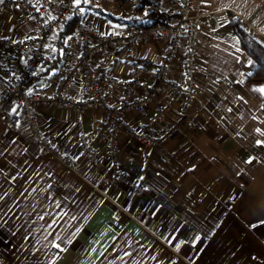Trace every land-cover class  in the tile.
<instances>
[{"label": "crops", "instance_id": "obj_1", "mask_svg": "<svg viewBox=\"0 0 264 264\" xmlns=\"http://www.w3.org/2000/svg\"><path fill=\"white\" fill-rule=\"evenodd\" d=\"M137 1L115 15L108 10L111 1L91 0L86 20L120 30L131 25L119 19L130 17ZM194 1V14L212 12L213 18L201 27L190 60L198 96L185 114L180 103L170 101L171 90L157 84L151 66L142 64L158 63L164 41L144 42L137 59L116 51L105 71L125 80L138 63L143 86L134 95L157 91L147 116L135 110L126 115L134 127L147 124L158 107L168 108L150 126L151 144L120 135L118 157L132 186L114 179L103 154L97 137L108 127L100 125L101 108L35 110L51 143L71 153L69 165L42 152L17 106L9 107L13 127L0 113V264H264V93L259 91L264 84L247 81L254 64L229 19L234 14L264 45V0ZM63 30L48 40L54 62L37 76L49 94L74 49L68 33L61 37ZM33 31L30 16L0 3V37L18 40ZM8 53L16 50L0 45V81L18 74ZM19 55L25 63L27 55ZM181 69L180 52L172 72L176 76ZM73 95H88L82 74L75 78ZM121 100L123 93L116 91L110 103ZM80 133L102 152L104 165L95 167L81 151Z\"/></svg>", "mask_w": 264, "mask_h": 264}, {"label": "built area", "instance_id": "obj_2", "mask_svg": "<svg viewBox=\"0 0 264 264\" xmlns=\"http://www.w3.org/2000/svg\"><path fill=\"white\" fill-rule=\"evenodd\" d=\"M133 1L135 0H116V3L121 11L126 12L127 6ZM88 3L81 0V4L76 6L74 0H3L5 10L21 9L30 16L34 20V31L18 40L0 37V45L16 50L8 62L18 69L15 77L0 81L3 85L0 92V113L8 126L13 127L14 121L9 107L17 106L29 126L31 135L39 142L42 152L53 154L69 165L72 161L71 153H62L51 143L39 125L35 110L52 106L72 109L93 106L101 108L104 111V120H101L100 125L105 124L108 129L99 131L98 141L114 170V179L130 187L133 182L118 157L120 135L124 133L139 143L151 144L155 138L151 134L150 126L160 122L168 108L167 105L158 107L149 117L147 124H143L140 129L134 127L128 122L126 115L135 110L140 116H147L148 105L154 100L157 91L148 89L140 96L134 95V91L143 86L140 79L142 66L138 63L134 64L131 75L125 80L105 71L116 51L131 59H137V49L144 42L164 41L165 46L159 55L158 63L151 65V62L146 60L142 64L151 66L157 84L171 90L170 101L180 103L181 113L185 114L187 107L198 96L194 83L196 69L190 60L197 53L196 43L201 27L205 21L212 20L213 14H194V0H155L153 10L170 11L174 15L168 24L150 27L127 25L120 30L109 31L104 30L97 22L86 20L85 7ZM70 22L72 31L69 38L74 49H70L67 54V61L55 92L49 94L41 89L37 76L43 68L51 66L54 62L48 52V40L57 29ZM180 52L183 69L175 76L172 63ZM19 53L27 55L25 63L21 62ZM79 74L84 77L88 95L75 97L73 86ZM116 91L123 93V100L113 106L110 100ZM185 122L188 126H194L191 119H185ZM78 145L92 165H104L102 152L88 142L85 133L78 135Z\"/></svg>", "mask_w": 264, "mask_h": 264}, {"label": "trees", "instance_id": "obj_3", "mask_svg": "<svg viewBox=\"0 0 264 264\" xmlns=\"http://www.w3.org/2000/svg\"><path fill=\"white\" fill-rule=\"evenodd\" d=\"M155 0H138L134 5L130 17L122 20L123 23H128L133 26L150 27L161 24H168L174 17L170 11H155L152 9ZM229 19L232 24V29L240 40L242 48L252 58L254 69L247 77L250 83L260 82L264 84V45L259 42L251 33L246 31L241 26V20L234 14L229 13ZM72 31V22L64 27L62 38L66 33ZM11 53L7 54V60ZM264 102V100H263Z\"/></svg>", "mask_w": 264, "mask_h": 264}, {"label": "rangeland", "instance_id": "obj_4", "mask_svg": "<svg viewBox=\"0 0 264 264\" xmlns=\"http://www.w3.org/2000/svg\"><path fill=\"white\" fill-rule=\"evenodd\" d=\"M109 1H111L112 2V4H113V6H112V8L111 9H108V10H110L113 14H115V15H119L121 12V10H120V8L119 7H117V6H115V1L114 0H109ZM111 4V5H112ZM105 9L107 10V8L105 7ZM126 9H130V5H128L127 6V8ZM128 11V10H127Z\"/></svg>", "mask_w": 264, "mask_h": 264}, {"label": "snow or ice", "instance_id": "obj_5", "mask_svg": "<svg viewBox=\"0 0 264 264\" xmlns=\"http://www.w3.org/2000/svg\"><path fill=\"white\" fill-rule=\"evenodd\" d=\"M88 2H89V0H83V3H88ZM0 3H3V0H0ZM74 3H75L76 6H79V5L81 4V0H74ZM259 91H260L261 93H264V87L260 88ZM12 111L15 112L16 109L13 108ZM54 246H55V247H59L58 244H57V245H54Z\"/></svg>", "mask_w": 264, "mask_h": 264}]
</instances>
